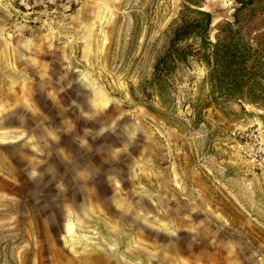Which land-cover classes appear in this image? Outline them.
Instances as JSON below:
<instances>
[{
	"label": "rangeland",
	"instance_id": "1",
	"mask_svg": "<svg viewBox=\"0 0 264 264\" xmlns=\"http://www.w3.org/2000/svg\"><path fill=\"white\" fill-rule=\"evenodd\" d=\"M190 3L264 46V0ZM181 5L0 0V264H264V50L254 101L156 88Z\"/></svg>",
	"mask_w": 264,
	"mask_h": 264
},
{
	"label": "trees",
	"instance_id": "2",
	"mask_svg": "<svg viewBox=\"0 0 264 264\" xmlns=\"http://www.w3.org/2000/svg\"><path fill=\"white\" fill-rule=\"evenodd\" d=\"M181 1V9L172 36L168 46L153 65L150 82L156 88H160L162 86L161 72L167 64L183 63L188 57L195 55L198 59H202L206 66L203 80L211 92L225 96L237 95L247 101H254V90L246 94L243 87L249 78L259 74L261 69L257 68L258 56L264 50V46L252 48L246 42H242V33L239 28L235 30L238 31L236 34L239 39L235 40L231 24L238 21L239 10L233 12L232 22L224 21L222 27L217 29L215 40L210 42L207 38L211 22L210 13L202 9L200 5H191L192 0ZM190 40L196 43L191 44Z\"/></svg>",
	"mask_w": 264,
	"mask_h": 264
},
{
	"label": "bare ground",
	"instance_id": "3",
	"mask_svg": "<svg viewBox=\"0 0 264 264\" xmlns=\"http://www.w3.org/2000/svg\"><path fill=\"white\" fill-rule=\"evenodd\" d=\"M70 228H71V226H70Z\"/></svg>",
	"mask_w": 264,
	"mask_h": 264
}]
</instances>
